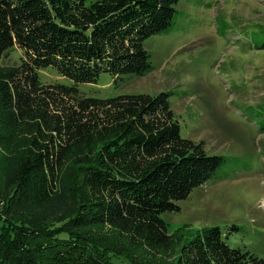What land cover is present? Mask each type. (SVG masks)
I'll list each match as a JSON object with an SVG mask.
<instances>
[{
    "label": "trees",
    "instance_id": "obj_1",
    "mask_svg": "<svg viewBox=\"0 0 264 264\" xmlns=\"http://www.w3.org/2000/svg\"><path fill=\"white\" fill-rule=\"evenodd\" d=\"M180 1L0 0V62L23 52L16 66L0 64V149L26 135L10 160L6 210L43 220L0 213V264H165L170 252L174 264H264L219 227L175 252L181 230L169 233L161 215L225 159L181 137L171 91L96 99L77 88L101 72L115 83L153 71L143 42L167 32ZM48 67L73 85H42ZM69 159L80 164L76 181L62 174Z\"/></svg>",
    "mask_w": 264,
    "mask_h": 264
},
{
    "label": "rangeland",
    "instance_id": "obj_2",
    "mask_svg": "<svg viewBox=\"0 0 264 264\" xmlns=\"http://www.w3.org/2000/svg\"><path fill=\"white\" fill-rule=\"evenodd\" d=\"M175 9L167 32L143 42L153 71L143 77L125 75L115 83L101 72L96 82L78 83V91L96 99L171 91L170 108L181 137L203 142L209 155L225 159L204 185L176 203L179 210L161 215L169 233L181 230L175 252L197 231L219 227L231 248L263 260L264 0H181ZM22 53L17 47L8 51L1 66H16ZM38 75L42 85H73L52 67ZM24 138L19 133L9 150L0 149V213L36 225L43 220L29 211L6 210L5 199L16 182L10 160L23 150ZM79 166L69 159L62 174L76 181ZM177 258L170 252L165 264Z\"/></svg>",
    "mask_w": 264,
    "mask_h": 264
}]
</instances>
